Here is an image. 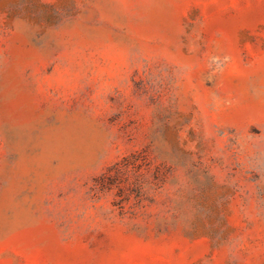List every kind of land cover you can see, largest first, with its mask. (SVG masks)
I'll return each mask as SVG.
<instances>
[{"label":"rangeland","instance_id":"rangeland-1","mask_svg":"<svg viewBox=\"0 0 264 264\" xmlns=\"http://www.w3.org/2000/svg\"><path fill=\"white\" fill-rule=\"evenodd\" d=\"M0 264H264V0H0Z\"/></svg>","mask_w":264,"mask_h":264}]
</instances>
